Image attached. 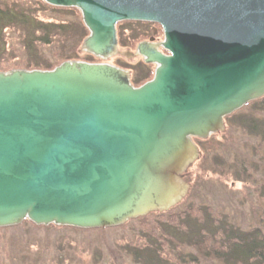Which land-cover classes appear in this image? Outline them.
<instances>
[{
    "label": "water",
    "instance_id": "1",
    "mask_svg": "<svg viewBox=\"0 0 264 264\" xmlns=\"http://www.w3.org/2000/svg\"><path fill=\"white\" fill-rule=\"evenodd\" d=\"M42 1L80 11L81 52L100 62L0 71V229H106L170 211L191 190L195 140L264 98V0ZM128 21L159 25L162 42L120 52ZM120 54L154 65L153 79L134 86L109 63Z\"/></svg>",
    "mask_w": 264,
    "mask_h": 264
},
{
    "label": "trees",
    "instance_id": "2",
    "mask_svg": "<svg viewBox=\"0 0 264 264\" xmlns=\"http://www.w3.org/2000/svg\"><path fill=\"white\" fill-rule=\"evenodd\" d=\"M9 32L16 41L10 40ZM88 35L80 11L74 8H55L42 0H0V71L18 68L51 71L64 61L84 60L79 57L78 48ZM14 52L20 55L11 57ZM88 56L87 62H97ZM9 57L10 63L5 67ZM16 59L19 60L14 62ZM137 69L132 83L139 87L153 74L144 64ZM232 115L226 118L228 136L222 140L211 136L208 141L195 142L204 152V173L230 175L244 183L242 194L252 204L254 215L260 212L258 224L246 229L229 222L224 214L227 205L224 209L211 206L206 197L208 204L203 206L195 202L168 213L150 214L133 221L135 225L130 230L136 238L126 241V253L141 264H203L205 260L212 264H264V207L253 203L257 198L264 203V98ZM200 178L193 191L200 186ZM202 187L208 188L211 197L216 196L215 185L203 179ZM220 188L227 202L224 204L236 200L237 194L226 186ZM125 228L120 230L126 232Z\"/></svg>",
    "mask_w": 264,
    "mask_h": 264
},
{
    "label": "rangeland",
    "instance_id": "3",
    "mask_svg": "<svg viewBox=\"0 0 264 264\" xmlns=\"http://www.w3.org/2000/svg\"><path fill=\"white\" fill-rule=\"evenodd\" d=\"M118 25L119 26L117 29L120 42L119 50L123 53L135 52L137 46L140 44V40L156 36L161 38L163 36L164 38L163 29L154 23H137L128 21ZM9 34L12 36L13 33L9 32ZM10 40L16 41L14 36H12ZM81 47L78 48V55L81 59L86 61L89 56L85 52H81ZM57 51L58 49L55 52ZM17 53L18 52H14V54H11L10 56L15 57L18 55ZM50 54L51 52H49V54H45V56ZM121 55L125 56L126 58L122 57ZM120 56L118 55L117 57L110 59L109 63L117 67H120L121 65L124 67V69L131 71L132 77L138 70L136 67H140L142 64L148 67L151 66L144 63L142 57H127L125 54H120ZM8 59L9 60L6 62L5 67L10 63L11 58L9 57ZM94 59L97 60V62L100 61L95 57ZM17 60L19 59L14 60V62ZM84 60L78 61L85 62ZM149 69L153 73L155 66L152 65L149 67ZM226 127L227 130L224 133L213 136L219 138V140H222L223 136L224 138L226 135L228 136L229 127L227 123ZM231 133L233 134V132ZM235 134L236 132L234 135ZM203 159L204 152L202 150L201 158L188 171L189 174L187 179L189 180L190 185L192 184L190 192L188 193L187 197L182 202H180L179 205L173 207L172 209L181 206L188 207L195 202L202 204V206L206 205L208 204L204 200V197H206L208 199L207 201L211 202V206L219 205L221 207L220 209H224V206L227 205L224 210V214L227 216L229 222L243 225V227L246 229L255 228L258 224L257 220H259L260 212L257 215H254L253 208H251L252 204L249 202V200L245 199V194H242V192L245 190L244 187H246L244 186V183L238 182L233 177H230V175L227 177L226 175L222 176L220 173H204L205 165L203 164ZM199 178L201 179V187L199 186L197 191H193L196 184L199 183ZM203 179L204 181H208L217 187L215 194H213L216 196L211 197L207 191L208 188L205 187L203 189ZM222 186H226L229 191L237 194L236 200L234 202L231 200V202L229 201L228 204H224L227 202H225L224 194L220 192L222 191L220 188ZM239 191L241 193H237ZM198 197L201 198L198 199ZM261 202L262 201L260 198H257L253 201V203L258 207L260 206L263 208L264 203ZM237 208H239V210H237ZM168 212H158L151 214ZM137 219L139 218H136V220ZM136 220H130L121 227L106 228L109 229V231H103L102 233L98 232L97 230H105V228L79 230L70 227L73 229L72 230L70 228L66 229L67 227H57L55 225H50L47 227L37 226L30 222L35 226L34 228L32 225H29V222L26 220L23 224L14 226V228H3L8 230L1 229L3 231L0 232V264H141L140 261H137L133 256H130L128 253H126L127 249H125L128 244L126 241L132 242V240H135L136 238V234L130 230V228L135 225L133 221ZM126 225H128V227ZM124 227L127 228L126 232H122V229L120 230V228ZM127 237L128 240L126 239ZM169 250L170 247L167 248V251ZM202 262L203 264H212L207 260Z\"/></svg>",
    "mask_w": 264,
    "mask_h": 264
},
{
    "label": "flooded vegetation",
    "instance_id": "4",
    "mask_svg": "<svg viewBox=\"0 0 264 264\" xmlns=\"http://www.w3.org/2000/svg\"><path fill=\"white\" fill-rule=\"evenodd\" d=\"M119 26V25H118ZM118 26H117V28H118ZM117 31H118V29H117ZM162 39H163V36H162V38L161 37H149L148 39H143V40H140V42H142V41H149V42H151V41H153V42H156V43H159V42H162ZM118 42H119V33H118ZM119 47H120V42H119ZM161 52H164V53H166V54H168V52L167 51H165V50H163V49H161ZM120 56V55H119ZM122 56V55H121ZM120 56V57H121ZM122 57H125V56H122ZM126 58V57H125ZM98 62H100V61H98ZM120 67H122V66H120ZM149 67H151V66H149ZM122 68H124V67H122ZM137 68V67H136ZM135 68V69H136ZM151 69V68H150ZM153 76H152V78L150 79V80H152L153 79V77H154V71H153ZM134 77V76H133ZM133 77H132V79H133ZM149 80V81H150ZM148 82V81H147Z\"/></svg>",
    "mask_w": 264,
    "mask_h": 264
}]
</instances>
